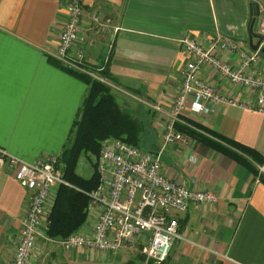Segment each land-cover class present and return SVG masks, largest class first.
<instances>
[{
    "label": "crops",
    "instance_id": "0c3cea01",
    "mask_svg": "<svg viewBox=\"0 0 264 264\" xmlns=\"http://www.w3.org/2000/svg\"><path fill=\"white\" fill-rule=\"evenodd\" d=\"M252 3L260 15L250 30ZM262 18L264 0L83 1L84 68L95 72L111 42L105 68L112 93L134 117L152 115L146 129L154 135L150 151L159 152L164 175L218 198L214 205L191 204L185 212L172 213L181 238L161 264H264V185L247 168L194 138L184 135L170 145L161 138L180 89V70L191 59L181 40L208 48L211 39L230 38L247 56L257 53L252 68L264 79V41L258 33ZM66 19L64 0H0V149L27 162L60 155L87 92L83 81L53 62ZM219 59L232 67L240 62L233 53H221ZM199 76L239 103L255 97L208 67ZM207 107V112L184 117L264 158V114L223 103ZM27 202L28 193L11 168L0 165V264L13 259ZM91 223L87 216L74 233L89 231ZM48 224L39 229L27 264L147 263L141 242L118 253L67 251L58 245L46 255V246L56 244L46 240L51 239Z\"/></svg>",
    "mask_w": 264,
    "mask_h": 264
},
{
    "label": "built area",
    "instance_id": "2783aa9c",
    "mask_svg": "<svg viewBox=\"0 0 264 264\" xmlns=\"http://www.w3.org/2000/svg\"><path fill=\"white\" fill-rule=\"evenodd\" d=\"M83 1L64 0L67 19L62 25L52 57L66 69L105 82L99 73L107 64L112 43H109L103 64L95 72L84 68L80 30ZM107 23L109 20L105 25ZM98 24L103 27V24ZM117 30L115 27L114 32ZM258 33L264 41V18L259 23ZM181 44L191 59L180 70V89L172 100L171 115L162 129L164 144L183 141L185 136L175 125H187L186 113L207 112L208 105L223 103L264 114V79L252 68L257 53L247 56L237 42L219 36L209 41L208 48L189 38L181 40ZM221 53L236 54L240 59L239 65L232 67L221 61ZM204 67L212 69L232 84L250 89L256 93L255 97L252 101L239 103L222 95L215 85L200 78L199 71ZM152 108L159 110L157 106ZM4 164L11 168L13 178L28 193L19 241L9 264H27L40 237L39 229L48 223L55 189L59 185L70 184L63 178L57 156L27 162L0 149V165ZM94 164L98 184L87 193V216L92 222L90 230L79 231L60 240L46 239L67 251L87 249L118 253L141 242L146 261L161 264L166 261L174 240L181 238L178 222L172 213L185 212L191 204L214 205L218 201L211 191L191 189L166 177L159 152L145 151L122 139L104 141ZM260 170L263 171L262 168Z\"/></svg>",
    "mask_w": 264,
    "mask_h": 264
},
{
    "label": "trees",
    "instance_id": "16d2710c",
    "mask_svg": "<svg viewBox=\"0 0 264 264\" xmlns=\"http://www.w3.org/2000/svg\"><path fill=\"white\" fill-rule=\"evenodd\" d=\"M53 62L87 86L86 95L70 129L68 144L58 156L63 178L70 186L57 187L46 234L51 239L60 240L77 231L85 223L89 202L87 193L98 184L94 163L89 177L85 178L76 172L80 157L82 155L97 157L103 142L112 138L122 139L141 147L144 129L138 118L118 105L112 88L106 82L76 70L66 69L58 61ZM100 74L102 78L109 80L107 68H104ZM186 122L187 125L176 124V129L244 166L264 185V158L258 152L225 138L201 124L187 119ZM146 264L153 263L147 261Z\"/></svg>",
    "mask_w": 264,
    "mask_h": 264
},
{
    "label": "rangeland",
    "instance_id": "374dc122",
    "mask_svg": "<svg viewBox=\"0 0 264 264\" xmlns=\"http://www.w3.org/2000/svg\"><path fill=\"white\" fill-rule=\"evenodd\" d=\"M104 81L110 86V87H113L112 83L108 80V79H104ZM135 116V115H134ZM152 116V115H151ZM149 117V116H142L141 118H138V120H140L142 122V125H143V133L145 132V134H143V142L141 143V147L143 150L145 151H150L151 150V145H152V140H153V137L154 135H152L153 133V130L152 128L150 130H146L147 129V124H150L149 123V119L150 121L153 120V117ZM147 131V132H146ZM68 144V142H67ZM95 159L96 157H91V156H85V155H82L80 157V159L78 160V163H77V166H76V172L87 178L90 176V174L92 173L93 171V163L95 162ZM57 248L59 247L57 244H50V245H47L46 248V255H48V250L51 249V248ZM55 255V253H54Z\"/></svg>",
    "mask_w": 264,
    "mask_h": 264
},
{
    "label": "water",
    "instance_id": "95a60500",
    "mask_svg": "<svg viewBox=\"0 0 264 264\" xmlns=\"http://www.w3.org/2000/svg\"><path fill=\"white\" fill-rule=\"evenodd\" d=\"M251 6L254 7L255 12H254V14H251L250 30H251V28H252V26H253V24H254L255 19H256L257 17H259V15H260V9H259L258 4H257V3H252ZM259 38L261 39V37H259ZM251 41H252V38L250 39V42H251Z\"/></svg>",
    "mask_w": 264,
    "mask_h": 264
}]
</instances>
